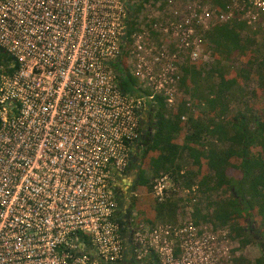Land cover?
<instances>
[{"label": "built area", "instance_id": "built-area-1", "mask_svg": "<svg viewBox=\"0 0 264 264\" xmlns=\"http://www.w3.org/2000/svg\"><path fill=\"white\" fill-rule=\"evenodd\" d=\"M230 2L0 0V264H238L229 227L138 220L118 189L155 97L178 111L184 66L214 62L205 32L264 12Z\"/></svg>", "mask_w": 264, "mask_h": 264}, {"label": "trees", "instance_id": "trees-1", "mask_svg": "<svg viewBox=\"0 0 264 264\" xmlns=\"http://www.w3.org/2000/svg\"><path fill=\"white\" fill-rule=\"evenodd\" d=\"M204 1L219 11L229 10L231 3ZM133 28L134 24L130 25V30ZM205 36L215 61L211 66L200 62L184 66L181 88L189 100L182 99L178 111H174L163 96H156L147 112L138 140L141 164L135 186L137 193L140 190L144 195L142 201L148 207L155 205L161 213L137 218L149 223L156 218L176 220L183 209L172 198L155 201L151 196V177L170 174L176 183L182 181V186L190 188L198 185L202 192L226 189L231 195L210 199L204 206L199 204L193 217L197 222L229 227L241 245L253 240L249 230L252 226H247V218L253 217L261 224V229L257 227L260 241L255 242L260 244L263 254L254 261L243 256L236 260L238 264H264V12L256 25L250 24L242 12H235L229 21L207 30ZM120 69L123 86L129 88L135 80L124 67ZM244 82L249 85L250 100L242 106ZM183 115L187 117L185 121ZM145 159L151 165L147 163L142 182ZM233 189L240 198L232 193ZM167 208L171 217L162 218Z\"/></svg>", "mask_w": 264, "mask_h": 264}, {"label": "rangeland", "instance_id": "rangeland-1", "mask_svg": "<svg viewBox=\"0 0 264 264\" xmlns=\"http://www.w3.org/2000/svg\"><path fill=\"white\" fill-rule=\"evenodd\" d=\"M202 1H203V5H206L205 3H207V2L204 1V0H202ZM255 11L260 13V16H262V12H263L262 10L256 9ZM241 12L243 13V16L245 17V11H241ZM256 23L257 22H252L251 24L256 25ZM254 28H255V26H254ZM210 50H211V56L214 58V61H215V57L212 54V48ZM212 64L213 63H210L207 66H211ZM242 86L245 89V96H244L243 101H242V106H245V103L250 100V97H249V91L250 90H249L248 83L244 82V84ZM247 90H248V93H247ZM184 92H185V90H184ZM181 95H183V96L180 99V103H181L182 99H183V101L189 100V96L186 95V93H181ZM239 107H241V106H239ZM186 119H187V117H186ZM147 163L151 165V161H147V159H145V165L141 169V173H142L141 174V181L142 182L144 180L145 167L147 166ZM189 163H191V162H189ZM193 170H195V169H193ZM230 176H232V175L230 174ZM151 178H152L151 179L152 183H154V181L157 178H158V180H161L160 179L161 176H156V177H151ZM165 182L167 184H169V187H172V188H170L169 191L167 190L168 191V195H167L168 197L166 196L165 200L167 201L168 199L173 197L174 201H177L178 205L183 208L182 210H180V212L177 213L178 217H177L176 221L175 220H174V222L168 221V222H171V223L179 222L180 220H182L183 218H186V217L193 218L195 220V218L193 217L192 214L195 211L194 209H196V207L199 206V204L204 206L205 204L208 203V200H210V199H214V198L219 199V198H223V197H228L229 194L231 195V193H229L226 189H222V188H219V189L216 188V189H214V190H212L210 192H202L201 190H199L197 185H194L192 188L185 187V186H182V181L176 183L173 180V177L171 175H168V178L165 180ZM142 186L143 185L141 183L140 187H142ZM173 188H175V190L171 191V189H173ZM151 192H152L151 196L155 199V201H158V198L156 196H154L153 187L151 189ZM233 192H234L235 196H237L238 198L241 197L240 194L238 195L237 190L233 189L232 193ZM171 193H173V195ZM143 198H144V195L141 193L140 190H138V193H136L135 202H134V204L132 206V212L131 213H133V214L131 216L140 217V218H141V216H143V217H146V216L154 217V216H156V215L161 213V211L158 212L156 210L155 205L150 204V206L148 207V205L142 201ZM154 213H156V214L154 215ZM170 214L171 213H170L169 209L167 208L165 213L162 214V216H163L162 218H170L171 217ZM139 220H142V219H139ZM247 226L248 227L255 226L254 228H252L253 230H255V231H253V233L251 235L252 236L251 240L252 239L253 240L250 243L246 244V245H241V242H240L241 240L238 239V238H235L237 240V243L240 244L239 247H238V252H239L238 255L243 256V257H245V258H247V259H249L251 261H254L258 257L262 256V254H263L260 244L255 242L256 240L260 241V238H258V237L260 236L261 232L258 233V228L260 227V229H261V224L258 223L257 221L255 222L253 217L249 216L247 218ZM254 233H255V235L257 234L258 237L254 236Z\"/></svg>", "mask_w": 264, "mask_h": 264}, {"label": "crops", "instance_id": "crops-1", "mask_svg": "<svg viewBox=\"0 0 264 264\" xmlns=\"http://www.w3.org/2000/svg\"><path fill=\"white\" fill-rule=\"evenodd\" d=\"M140 151H141V148H140ZM138 153H139V151H138ZM138 155L136 152L133 155V160H136L138 158ZM139 158H140V156H139ZM138 161H140V163H141V158ZM168 175H170V174H168ZM133 184H134V176L132 175V170H130L127 174L121 176V179H120L119 184H118V189L120 192V198L122 199L123 203L129 204L130 207H131V203L133 201V197L137 193L136 188H134L135 184L134 185ZM171 194L173 195V193H171ZM171 198L173 199V197H171ZM177 217H178V214H177ZM177 217H176V219H177ZM170 221L174 222V220H170Z\"/></svg>", "mask_w": 264, "mask_h": 264}, {"label": "flooded vegetation", "instance_id": "flooded-vegetation-1", "mask_svg": "<svg viewBox=\"0 0 264 264\" xmlns=\"http://www.w3.org/2000/svg\"><path fill=\"white\" fill-rule=\"evenodd\" d=\"M140 142H138L137 144H139ZM138 151H139V148H138V150H137V155L139 154L138 153ZM140 158H139V155H138V158L135 160V162H134V165H132V167H131V170H132V175L134 176V184L137 182V178H138V175H139V173H140V161H138ZM133 184V185H134ZM134 188H136V186L134 185ZM249 226V225H248ZM255 226H252V228H254ZM249 228V227H248ZM249 229L250 230V233L252 234L253 233V231H255V230H253V229ZM254 236H256V237H258L257 236V234L255 235V233H254ZM259 238V237H258Z\"/></svg>", "mask_w": 264, "mask_h": 264}]
</instances>
